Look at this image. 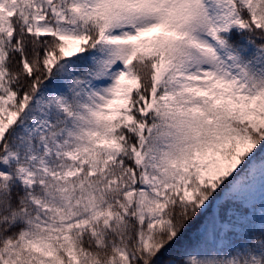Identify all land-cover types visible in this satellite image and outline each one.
<instances>
[{
	"label": "snow or ice",
	"instance_id": "obj_1",
	"mask_svg": "<svg viewBox=\"0 0 264 264\" xmlns=\"http://www.w3.org/2000/svg\"><path fill=\"white\" fill-rule=\"evenodd\" d=\"M0 264H264V0H0Z\"/></svg>",
	"mask_w": 264,
	"mask_h": 264
}]
</instances>
